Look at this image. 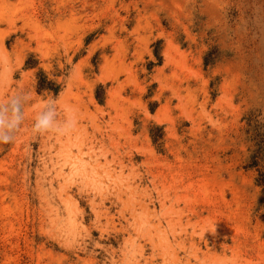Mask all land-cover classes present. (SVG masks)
Returning <instances> with one entry per match:
<instances>
[{"label": "rangeland", "instance_id": "obj_1", "mask_svg": "<svg viewBox=\"0 0 264 264\" xmlns=\"http://www.w3.org/2000/svg\"><path fill=\"white\" fill-rule=\"evenodd\" d=\"M14 94L0 264H264V0H0Z\"/></svg>", "mask_w": 264, "mask_h": 264}, {"label": "clouds", "instance_id": "obj_2", "mask_svg": "<svg viewBox=\"0 0 264 264\" xmlns=\"http://www.w3.org/2000/svg\"><path fill=\"white\" fill-rule=\"evenodd\" d=\"M29 99L26 95L14 94L6 105L0 108V143H7L12 139V133L19 126L22 119L21 103ZM55 101L49 100L41 106V111L32 123L33 134L54 132L65 134L74 126L72 119L58 121L56 119Z\"/></svg>", "mask_w": 264, "mask_h": 264}, {"label": "trees", "instance_id": "obj_3", "mask_svg": "<svg viewBox=\"0 0 264 264\" xmlns=\"http://www.w3.org/2000/svg\"><path fill=\"white\" fill-rule=\"evenodd\" d=\"M154 54H155V56L157 57V59L158 60H160V55L158 54V52L155 50L154 51ZM208 53H206V55L204 56V64L206 65V64H208L209 62H210V60H209V58H208V55H207ZM40 74H42V73H40ZM37 89L38 90H42V89H50V90H52L53 92H57V86H53L52 84H51V82L50 81H47L46 79H45V77H43L42 79H39L38 80V83H37ZM261 185H263V187H262V193L264 194V182H261L260 183Z\"/></svg>", "mask_w": 264, "mask_h": 264}]
</instances>
